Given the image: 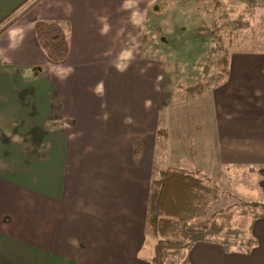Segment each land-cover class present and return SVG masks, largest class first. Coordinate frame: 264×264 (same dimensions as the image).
Returning <instances> with one entry per match:
<instances>
[{"label":"crops","instance_id":"obj_1","mask_svg":"<svg viewBox=\"0 0 264 264\" xmlns=\"http://www.w3.org/2000/svg\"><path fill=\"white\" fill-rule=\"evenodd\" d=\"M26 1L0 0V23ZM29 1L11 27L0 25V264H151L147 205L170 117L160 124L162 86L145 73L156 60L144 48L151 13L170 0ZM215 2L223 27L246 34L251 50L236 51L247 44L232 38L235 52L209 102L210 91L180 107L205 101L197 129L210 136L191 133L192 141L212 146L211 161L233 175L238 194L264 206V187L253 181L264 186V0ZM37 21L70 26L62 64L42 50ZM16 29L22 36L13 39ZM249 234L258 242L249 254L199 242L189 264H264V215Z\"/></svg>","mask_w":264,"mask_h":264},{"label":"rangeland","instance_id":"obj_2","mask_svg":"<svg viewBox=\"0 0 264 264\" xmlns=\"http://www.w3.org/2000/svg\"><path fill=\"white\" fill-rule=\"evenodd\" d=\"M157 6L160 10L151 13L148 19V49L144 48L146 56L156 61H150L153 65L146 66L145 73H156V81L160 80L162 86V102L158 109L160 124L164 125L168 117L170 120L167 135L163 140L165 142L160 141L157 145L158 169L153 167L151 184L160 178L162 171L168 169L194 173L214 191L217 200L205 217L188 222V227L193 229L199 238L222 244L229 243L231 250L245 253L246 245L250 242L251 225L255 218L263 217L264 206L259 202H247L248 197L238 194L237 181L233 180V175H226L227 169L217 158L212 156L211 161L208 150L212 146L206 145L205 142L192 141L194 139L191 133L192 136H197L198 140L210 136L204 132L205 129H197L204 120L202 110H205V115V101L202 100L199 105L185 104L186 108L180 105L186 101L182 100V96L190 87L225 76L226 72L223 71L224 66L220 61L224 56L229 61V57L234 54L235 51L231 48L232 38H244L247 44L243 41L235 44L236 51L251 50L247 35L231 34L226 24L225 28L223 27L222 20L217 16L215 0H170L162 1ZM152 36L156 38L153 43L150 40ZM255 59L252 57V60ZM212 93L210 91L204 99L209 102ZM168 100L179 106L168 103ZM219 101L218 97V104ZM207 108L206 121L211 127L214 117L212 102L210 106L207 104ZM154 146L156 158V141ZM139 149L140 152L144 151L143 143L139 145ZM194 167H198L199 171H190ZM199 167L204 170L201 171ZM253 181L258 189L264 187L258 176H255ZM146 239L148 243L150 240L153 243L150 242L149 247L145 246V252L148 253L151 252V246L154 248L156 241L149 238L147 233Z\"/></svg>","mask_w":264,"mask_h":264},{"label":"trees","instance_id":"obj_3","mask_svg":"<svg viewBox=\"0 0 264 264\" xmlns=\"http://www.w3.org/2000/svg\"><path fill=\"white\" fill-rule=\"evenodd\" d=\"M29 2L27 0L14 11V19L10 15L0 23L4 25L7 21L10 22L3 30L11 27L26 14L32 5L29 9L18 12ZM69 30L68 24L64 26L61 23L46 21L35 23L37 40L51 63L62 64L66 60L70 51ZM227 60L224 56L220 61L224 66V72L227 70ZM221 80L222 77H218L208 83L190 87L182 96V100H191L210 91ZM216 200L214 191L194 173L181 169L162 171L160 178L151 184L146 214V233L149 238L156 241L151 264H189L188 253L196 243L212 242L206 238H199L187 223L205 217ZM218 244L223 245L227 253L235 251L231 250L232 246L229 243ZM257 246L256 238L250 235L245 254H249Z\"/></svg>","mask_w":264,"mask_h":264},{"label":"clouds","instance_id":"obj_4","mask_svg":"<svg viewBox=\"0 0 264 264\" xmlns=\"http://www.w3.org/2000/svg\"><path fill=\"white\" fill-rule=\"evenodd\" d=\"M129 6H131V5H130V0H125L124 7H129ZM136 15H138V14H137V13H134V14H133L134 17H135ZM109 30H110V26H109L107 23H105L104 26H103V28L101 29L102 34H106ZM17 35H21V36H22V30H20V29H16V30H14V31L12 32V38H13V39H14ZM120 70L123 71L124 69L121 68Z\"/></svg>","mask_w":264,"mask_h":264}]
</instances>
